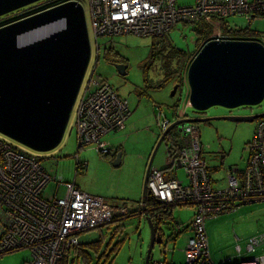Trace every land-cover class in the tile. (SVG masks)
Masks as SVG:
<instances>
[{
	"label": "rangeland",
	"instance_id": "374dc122",
	"mask_svg": "<svg viewBox=\"0 0 264 264\" xmlns=\"http://www.w3.org/2000/svg\"><path fill=\"white\" fill-rule=\"evenodd\" d=\"M80 2L84 9L90 58L79 95L93 71L94 75L109 82L127 100L130 110L125 128L103 137L110 150L118 147V152H121L119 165L114 166V159L101 154L94 145L78 146L75 129L78 97L61 140L55 147L36 151L1 133L0 138L24 152L38 156L44 169L56 178L74 182L81 191L127 207L128 215L80 232L79 248L70 254L66 264H144L150 228L146 217L139 214L137 202L141 200L147 165L151 160V168H165L168 148L177 143L180 137L177 125H173L156 147L162 133L157 123L159 110L170 121L177 116L195 119L219 115H253L264 112V98L255 105L234 108L213 105L202 111L196 110L189 102L186 76L180 78L179 73L203 44V41L198 43L196 28L210 32L211 27L207 22L202 20L196 23L184 18L162 37L116 34L111 37L98 36L95 41L87 0ZM194 3L195 0H178L181 5ZM226 20L230 26L257 31L258 39L264 44V16L248 21L244 16L235 15ZM115 64H124L125 73H117ZM176 83L178 87L171 95ZM256 121L257 118L246 122L224 119L193 122L199 133L201 158L209 176L215 181L214 187H223L229 167L242 169L245 166L246 145L254 135ZM82 161L85 165L77 168V163ZM165 176L177 177L184 183L187 181L181 169H169ZM55 184V181H50L44 194L51 196ZM63 190L64 186L61 185L59 196ZM191 216V210L183 206H174L164 212L157 223L162 241L153 245V259L166 258L177 263L184 261L182 249L191 235L188 229ZM116 227L119 228L115 231ZM205 229L210 255L215 263L264 255V242L256 246L254 251L246 250L250 236L264 234V200L244 203L234 210L207 218ZM237 244L241 247L240 252L235 249ZM31 260L28 249L0 256V264H32Z\"/></svg>",
	"mask_w": 264,
	"mask_h": 264
},
{
	"label": "built area",
	"instance_id": "2783aa9c",
	"mask_svg": "<svg viewBox=\"0 0 264 264\" xmlns=\"http://www.w3.org/2000/svg\"><path fill=\"white\" fill-rule=\"evenodd\" d=\"M63 1L67 0L60 2ZM87 4L95 41L98 36L116 34L162 37L185 18L204 20L210 25L204 44L211 39H226L222 24L227 22V17L241 15L250 21L264 15V0H195L193 5L178 4V0H87ZM229 29L233 31L235 26H229ZM77 97L75 129L78 146L94 145L101 154H108L110 147L103 137L124 128L130 114L127 100L93 71ZM175 120H179L175 124L179 140L168 148L165 168H149L146 189L159 202L157 208L163 212L174 206L191 210L188 226L191 235L182 249V263L151 257L148 264H264V255L215 263L210 256L205 229L207 218L234 210L244 203L264 200V116L257 119L254 135L246 145L245 166L242 169L229 167L223 187L213 186L215 181L201 158L199 133L193 122L179 116ZM173 121L158 112L157 123L162 132ZM169 169H181L186 183L177 177L167 178L165 174ZM52 180L56 183L55 188L52 195L47 196L44 190ZM61 185L64 190L59 196ZM142 206L145 204L141 200V214ZM127 212L126 207L81 191L74 182L56 178L44 169L37 156L0 138V256L28 249L32 264L67 262L70 254L79 248L80 232L108 223ZM263 242L264 234L250 237L246 250L254 251ZM235 249L241 250L239 245ZM162 252L166 253V250Z\"/></svg>",
	"mask_w": 264,
	"mask_h": 264
},
{
	"label": "water",
	"instance_id": "95a60500",
	"mask_svg": "<svg viewBox=\"0 0 264 264\" xmlns=\"http://www.w3.org/2000/svg\"><path fill=\"white\" fill-rule=\"evenodd\" d=\"M39 0H0V16ZM90 58L84 9L77 0L44 7L0 25V133L36 151L55 147L63 135ZM125 73L124 64L114 65ZM186 79L189 102L202 111L213 105L234 108L264 98V45L256 40L211 39L191 58ZM178 87L174 84L171 95ZM253 115H219L187 121H253ZM179 120L173 121L165 133ZM121 152L112 164L119 165ZM149 161L141 200L144 201ZM158 202V201H157ZM254 202V201H252ZM159 203V202H158ZM142 206L150 228L148 264L161 232ZM157 213L154 217L156 218Z\"/></svg>",
	"mask_w": 264,
	"mask_h": 264
},
{
	"label": "trees",
	"instance_id": "16d2710c",
	"mask_svg": "<svg viewBox=\"0 0 264 264\" xmlns=\"http://www.w3.org/2000/svg\"><path fill=\"white\" fill-rule=\"evenodd\" d=\"M60 1L61 0H41V1L37 2L36 4L30 5V6L26 7V8L24 7V8H20V9H17L15 11L9 12V13L3 15V16H0V25L5 24L7 22H10V21H12L14 19H17L19 17L28 15V14H30L32 12H35V11H37L39 9H42L44 7L52 6L54 4H57ZM260 17H262V16H260ZM1 21H3V22H1ZM199 21H202V20H199ZM197 22L198 21H196V23ZM248 24H249V22H248ZM229 26L230 25L228 24V21L227 22L224 21L223 24H222V30H223V33L225 34V38H227V39H245V40L260 41L258 39L259 34L255 30H250L248 27L240 28V27H236L235 26V29L233 31H230ZM196 31L198 32V37H199L198 43L201 44L202 41L207 37V35L209 33H208V31L204 32L202 29L201 30H197V28H196ZM199 44H198V46H199ZM109 49H110V47H109ZM184 67H185V65H184ZM184 67L181 69V72L179 73V77L180 78H182L184 76V69H185ZM169 131H170V128L166 132V135L168 134ZM84 164H85L84 161L77 163V168L81 167V166L83 167ZM144 204H145V207L148 208V209L153 208V207L155 208V205L158 204L157 200L150 194V192L147 189H146L145 195H144ZM166 211H168V210H166ZM162 212H163V210H161L160 208H157L156 210L153 209V210H149L148 211V213L152 217V219L154 218V221H155V217H154L155 213L162 214ZM60 264H66V261L63 260V261L60 262Z\"/></svg>",
	"mask_w": 264,
	"mask_h": 264
},
{
	"label": "crops",
	"instance_id": "0c3cea01",
	"mask_svg": "<svg viewBox=\"0 0 264 264\" xmlns=\"http://www.w3.org/2000/svg\"><path fill=\"white\" fill-rule=\"evenodd\" d=\"M187 66H188V64L187 65H185V69H184V76H186V70H187ZM159 112H161V110H159ZM161 114H163L162 112H161ZM124 128H125V126H124ZM123 128V129H124ZM120 131V130H119ZM112 132H117V131H112ZM112 132H109V133H112ZM163 133V132H162ZM162 133L160 134V136L162 135ZM166 134V133H165ZM160 136H159V138H160ZM165 136V135H164ZM163 139H164V137H163ZM162 139V140H163ZM117 152H118V147H112V149L111 150H109V153L108 154H106L111 160H113V159H115V156H116V154H117ZM120 163V162H119ZM85 165V164H84ZM151 167V166H150ZM76 186H77V184H75ZM78 187V186H77ZM79 188V187H78ZM80 189V188H79ZM106 200V199H105ZM141 200H139L137 203H138V208H139V202H140ZM114 202H112L111 204H113ZM113 205H119V206H123V207H126L125 205H120V204H118V203H115V204H113ZM126 209H127V207H126ZM140 209V208H139ZM127 211H128V209H127ZM141 212V211H140ZM140 212H139V214H140ZM129 214V211L127 212V214L126 215H128ZM126 215H121V216H116V217H114L111 221H114L117 217H124V216H126ZM141 216H142V214H140ZM118 228L119 227H116L115 228V231L116 230H118ZM251 237V236H250ZM249 237V238H250ZM248 238V239H249ZM208 243H209V240H208ZM237 245H239V244H237ZM240 246V245H239ZM241 248V247H240ZM241 251V250H240ZM210 252V251H209ZM211 256V255H210Z\"/></svg>",
	"mask_w": 264,
	"mask_h": 264
},
{
	"label": "flooded vegetation",
	"instance_id": "af4514ba",
	"mask_svg": "<svg viewBox=\"0 0 264 264\" xmlns=\"http://www.w3.org/2000/svg\"><path fill=\"white\" fill-rule=\"evenodd\" d=\"M39 1H41V0H39ZM38 1V2H39ZM37 2H35V3H33V4H31V5H34V4H36ZM264 45V44H263ZM156 207H158V206H160V205H155ZM156 210V209H155ZM141 214V213H140ZM143 216V215H142ZM157 216H158V220L157 221H155V228L157 229V223H158V221H160L161 220V217L162 216H164V214H157ZM157 216H156V218L155 219H157ZM159 231V230H158ZM160 232V231H159Z\"/></svg>",
	"mask_w": 264,
	"mask_h": 264
},
{
	"label": "bare ground",
	"instance_id": "6f19581e",
	"mask_svg": "<svg viewBox=\"0 0 264 264\" xmlns=\"http://www.w3.org/2000/svg\"><path fill=\"white\" fill-rule=\"evenodd\" d=\"M158 203V202H157ZM157 205H159V204H157ZM156 207V206H155ZM154 208V207H153ZM157 208V207H156ZM162 214H164V212H162Z\"/></svg>",
	"mask_w": 264,
	"mask_h": 264
}]
</instances>
